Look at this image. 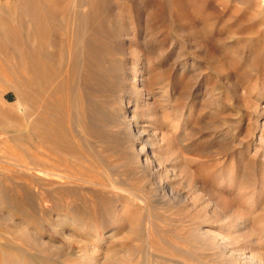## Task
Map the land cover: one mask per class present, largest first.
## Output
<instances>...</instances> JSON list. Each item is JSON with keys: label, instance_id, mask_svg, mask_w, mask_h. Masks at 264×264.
Here are the masks:
<instances>
[{"label": "rangeland", "instance_id": "rangeland-1", "mask_svg": "<svg viewBox=\"0 0 264 264\" xmlns=\"http://www.w3.org/2000/svg\"><path fill=\"white\" fill-rule=\"evenodd\" d=\"M122 1L121 82L70 95L68 142L29 138L0 80V264H264V0Z\"/></svg>", "mask_w": 264, "mask_h": 264}, {"label": "bare ground", "instance_id": "bare-ground-1", "mask_svg": "<svg viewBox=\"0 0 264 264\" xmlns=\"http://www.w3.org/2000/svg\"><path fill=\"white\" fill-rule=\"evenodd\" d=\"M106 2L107 0H19L18 7L0 14V60L8 64V70L0 65V80H7L8 86L4 89L10 88L13 91V106L19 110L18 116L26 120L28 137L35 138L41 145L57 144L67 141L69 135L78 134L72 124L73 120L71 121L73 114L70 110V95L73 98L74 94H79L80 98H93L94 93H97L104 97L115 91L116 86H112V82L116 80L119 83L121 80L122 75L120 77L117 72L121 69L118 66L121 61L113 55L118 49L110 48L109 41L103 42L99 38L101 34L112 38L113 27H119L108 9L109 2ZM25 3L26 6H20ZM120 4L122 7L123 1ZM122 8L120 9L123 10ZM101 13L104 14L100 17ZM53 31L55 33L50 34ZM5 47L8 49H2ZM6 95L3 94L2 98L7 101ZM4 100L1 101L0 98L2 113L6 112ZM83 111L79 110L80 114ZM79 112L77 111L78 115ZM7 115L11 116L9 112ZM10 125L0 117V128ZM11 126L17 129L16 123ZM61 126L67 128L68 132H62ZM72 142L74 143L73 139ZM67 146L72 151L76 147L72 143ZM102 147L106 148L104 151L107 150L106 146ZM45 156L39 157L42 166L39 171L44 174L60 173L55 162L46 161L51 156ZM35 157L38 158L33 154V158ZM92 160L95 165L96 157ZM53 167H56V172L52 171ZM101 179L93 178L92 182L101 185Z\"/></svg>", "mask_w": 264, "mask_h": 264}]
</instances>
